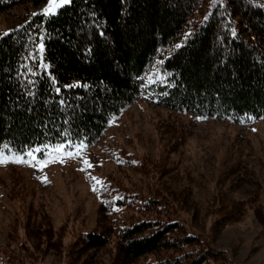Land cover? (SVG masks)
Wrapping results in <instances>:
<instances>
[{"label":"trees","instance_id":"1","mask_svg":"<svg viewBox=\"0 0 264 264\" xmlns=\"http://www.w3.org/2000/svg\"><path fill=\"white\" fill-rule=\"evenodd\" d=\"M44 1L0 0V13L24 8L9 34L0 35V149L8 145L5 152L64 139L86 138L92 145L110 120L141 97L169 111L235 124L264 117V0H128L132 7L126 15L120 0H73L55 16L33 11ZM93 9L104 36L88 27ZM189 31L193 35L185 41ZM39 32L46 33L44 67L31 75L22 65L36 68L26 57L39 43L32 38ZM89 45L91 54L84 51ZM29 79L35 81L31 87ZM77 81L80 85L73 86ZM157 130L173 135L176 143L183 140L171 123ZM148 163L153 167L144 172L145 184L129 188L114 182L104 188L94 226L67 243L60 240V228L53 232L43 210L20 200L25 237L19 240L14 233L15 246L0 248V264H36L50 237L67 264L96 263L107 257L106 250L111 251L106 264H238L213 241L243 218L250 199L243 209L218 192L193 207L187 196L167 188L165 177L171 171L175 178L173 169ZM14 185L8 194L22 198L24 191L15 190L21 184Z\"/></svg>","mask_w":264,"mask_h":264},{"label":"rangeland","instance_id":"2","mask_svg":"<svg viewBox=\"0 0 264 264\" xmlns=\"http://www.w3.org/2000/svg\"><path fill=\"white\" fill-rule=\"evenodd\" d=\"M47 3L45 0L33 11L43 12ZM23 12L17 5L0 13V35L16 25ZM197 117L169 111L141 97L113 118L101 138L87 144L79 156H65L63 162L50 156L54 162L42 168L0 163V248L15 246L14 233L19 240L25 237L20 200L43 210L53 232L60 228V240L67 243L81 229L94 226L104 188L115 183L129 188L145 184L144 172L153 167L148 168L151 160L173 169L175 178L169 176L171 171L165 177L167 188L178 197L187 196L193 207L204 205L218 192L241 203L243 209L249 198L251 205L245 207L243 218L218 232L213 245L238 264H264V117L238 124ZM165 123L173 124L183 140L176 143L173 135L160 133L157 128ZM85 157L91 167L85 164ZM14 183L21 184L15 190L24 191L22 198L8 194L16 187ZM183 211L181 216L189 220ZM197 223L202 224V218ZM54 241L49 238L44 252L36 255V264H67L68 257L54 249ZM106 251L107 257L100 255L98 262L88 264H106L111 253Z\"/></svg>","mask_w":264,"mask_h":264},{"label":"snow or ice","instance_id":"3","mask_svg":"<svg viewBox=\"0 0 264 264\" xmlns=\"http://www.w3.org/2000/svg\"><path fill=\"white\" fill-rule=\"evenodd\" d=\"M73 3V0H48L47 6L43 9V14L47 16H55L57 14L58 9H62L66 5H70ZM121 3V14L126 15L128 12H130L132 5L129 4L128 0H120ZM221 3H223V0H221ZM33 16L37 15L36 13H32ZM209 17H204V22L206 23L208 21ZM89 28H95L97 31V34L100 36H104V29L103 25L98 22V14L96 13L95 9H93V12L91 16L89 17ZM11 31V30H9ZM9 33L5 32L3 35L7 36ZM82 34L83 30H82ZM236 33L233 32V35ZM46 33L39 32L37 36L32 37L33 39L39 40V43L35 44L33 46L32 51L28 54L26 59H30L33 61V63L36 64V68L30 67L28 64L22 65L28 73L31 75L36 74V69L44 67L43 57L42 54L45 50V43H44V37ZM193 35L192 31L186 32L184 34V40L187 41L191 36ZM184 44H177L176 47L182 48ZM84 51L88 54H91L92 47L91 45L87 46ZM39 55V59H35L36 56ZM231 56V53H229V57ZM158 63H162V61H158ZM218 63L223 64L224 60L218 59ZM155 75V74H154ZM139 79V78H138ZM161 79L168 83L169 81L166 79L165 75H161ZM155 81H150V83H154ZM27 83L31 87L34 85L35 81L28 80ZM81 82L77 81L75 85H80ZM57 94L59 93L60 89H56ZM29 96L35 95L34 92L26 93ZM59 103L61 105H67V101L60 100ZM203 117H197V119H201ZM112 121L110 120L109 123ZM8 145H4L3 149H8ZM87 147L86 138L84 139H77V141L74 143L71 139H64L61 142L55 144V145H45V144H34V145H24L22 151H13L10 150L5 152L3 149H0V163H29L33 167L42 168L47 165V163L54 162V160H50V156H55L60 158V162H63V159L65 156L72 157V156H79L83 150ZM85 164H87L89 167H91L90 161L87 160V158H84ZM135 163V162H134ZM94 181L96 183H100L97 178L93 177ZM102 186V185H101ZM95 190V187H94Z\"/></svg>","mask_w":264,"mask_h":264}]
</instances>
